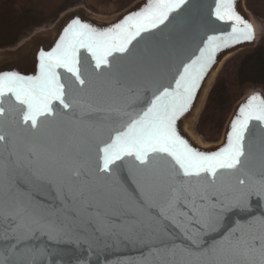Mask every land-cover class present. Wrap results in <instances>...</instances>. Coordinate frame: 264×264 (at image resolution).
I'll use <instances>...</instances> for the list:
<instances>
[{"label": "snow or ice", "instance_id": "snow-or-ice-1", "mask_svg": "<svg viewBox=\"0 0 264 264\" xmlns=\"http://www.w3.org/2000/svg\"><path fill=\"white\" fill-rule=\"evenodd\" d=\"M254 38L235 0H146L111 26L71 19L30 74L0 70V264H93L61 245L96 241L142 245V264H264V97L216 150L180 130L217 55Z\"/></svg>", "mask_w": 264, "mask_h": 264}, {"label": "water", "instance_id": "water-1", "mask_svg": "<svg viewBox=\"0 0 264 264\" xmlns=\"http://www.w3.org/2000/svg\"><path fill=\"white\" fill-rule=\"evenodd\" d=\"M145 2L146 0H141L138 3H136L134 6H132V8L126 10L124 13L119 14L111 19H104L96 16L94 17L90 15H85L83 13L78 15H73L72 17L65 20L56 30H53L51 33L36 38L23 51L16 54L7 55L6 57L1 56L0 70H17L24 74H30L35 69L38 51L40 49L48 50L51 47H53L56 41L58 40L59 35L62 33L63 28L67 25V23L71 22V19L79 17L82 21L91 23L97 27H107L119 22L124 16L128 15L129 13L138 10ZM206 2L209 5H211L213 3V0H206ZM235 8L242 17H244L253 25L255 31V38L250 42L247 41L241 42L233 47L224 49L217 55L215 64L212 66V68L206 75L204 81L202 82L201 88L197 93L191 111L187 113L186 116L180 122L181 134L184 135L185 138H187L194 147L203 151L216 150L222 147L226 143V136L230 130V124L232 120L237 115L239 108L249 100V99L246 100L241 99L235 105L219 142L218 141L214 142V144H212V142H204L195 134L193 130L194 124L195 122H198L199 118L201 117L204 107L207 103V99L214 85V82L218 74L222 70L224 64L229 59L234 57L237 53L244 51L246 49L255 48L258 45V42L260 41V39L258 40L257 29L251 17L252 14L246 8V1L235 0ZM216 28L217 31H223V32L229 30V26L227 24L218 23L216 25ZM206 91H208L207 96H206ZM258 95L264 97V92ZM188 124L190 126L191 131L194 133H191L190 130L187 128ZM123 179L127 189L131 193L135 194L136 189L133 183L131 182V180L129 179V177L127 176V174H123ZM39 196L40 198L44 199L46 203L48 202L55 203V196L53 192L50 190H45L40 192ZM253 203L255 206L256 214H259L261 211H264V206H262L260 202L254 201ZM237 218L243 219L244 217L240 216L239 214L229 215L225 221V228L231 227ZM184 227H191V226L184 225ZM168 231L171 237L168 243H176L178 245H189V241L184 239V237L182 236L180 228H177L172 224H168ZM222 234H223L222 232L212 233L211 235L206 236L205 239L208 242H212L214 240L219 239V237ZM88 239L89 241H91L93 238L89 237ZM61 247L69 248L72 252H74L77 255L86 256L88 260L93 262V264H105V262H107V264H133V262H141L142 264V260H143L142 254L147 253V248L142 245H138L135 243H131V244L120 243L119 241L115 243L111 241H107L103 244H101L99 241H96L94 245V247L96 248L95 254L91 252L85 253L84 248L87 247V244L80 247L78 250L71 248V246L68 245H61ZM97 256L99 257L98 260H97Z\"/></svg>", "mask_w": 264, "mask_h": 264}, {"label": "trees", "instance_id": "trees-1", "mask_svg": "<svg viewBox=\"0 0 264 264\" xmlns=\"http://www.w3.org/2000/svg\"><path fill=\"white\" fill-rule=\"evenodd\" d=\"M132 1L119 0L116 7L120 10ZM246 5L264 18V0H246ZM43 15V10L24 6L20 0H0V47L15 42L23 28L41 21ZM249 87L264 88V38L228 60L218 75L200 118L201 131L210 141L220 140L234 106Z\"/></svg>", "mask_w": 264, "mask_h": 264}, {"label": "rangeland", "instance_id": "rangeland-1", "mask_svg": "<svg viewBox=\"0 0 264 264\" xmlns=\"http://www.w3.org/2000/svg\"><path fill=\"white\" fill-rule=\"evenodd\" d=\"M139 1L141 0H133L125 8H122L119 10L117 9L119 0H20L22 5L24 6L37 7L43 10L44 15L41 21L30 24L26 26L25 28H23V30L21 31L20 35L17 37L15 42H13L10 45H5V46L0 47V57L1 56L6 57L7 55L16 54V53L23 51L36 38L42 35L51 33L53 30H56L65 20L72 17L73 15H78V14L83 13L85 15H90L94 17L96 16V17H100L104 19H111V18L116 17L119 14L124 13L126 10L132 8V6H134ZM246 8H247V5H246ZM247 10L252 14V17L254 19H257L260 22L261 32H259L257 28L256 29H257V34H258V40L260 39L261 41L264 38V18H261L258 15L254 14L248 8ZM257 88L262 90L261 93L264 92V88L249 87L242 93V96L240 97L239 101L243 98V96L246 94L248 90L257 89ZM249 98L250 97L246 99H249ZM200 118L198 122H195L194 127H193L195 134L199 138H201L204 142H212V144H214V142H217V141H210L209 138H207V136L201 131ZM207 133H212V132H207ZM216 135H218V133H216L215 136Z\"/></svg>", "mask_w": 264, "mask_h": 264}, {"label": "bare ground", "instance_id": "bare-ground-1", "mask_svg": "<svg viewBox=\"0 0 264 264\" xmlns=\"http://www.w3.org/2000/svg\"><path fill=\"white\" fill-rule=\"evenodd\" d=\"M251 17H252V16H251ZM252 19H253V22H254L256 28L259 30V32H261V26H260V22H259V20L254 19L253 17H252ZM214 75H215V74H214ZM214 75H213V77H214ZM213 77H212V79H213ZM212 79H211V80H212ZM261 92H262V90L259 89V88H257V89H250V90H248V91L246 92V94L243 96L242 99L244 100V99H246V98H248V97H251V96H253V95H257V94H259V93H261ZM207 93H208V91H206V96H207ZM201 109H202V107H201ZM187 128L190 130L191 133H194V132L191 131L189 124L187 125ZM193 130H194V129H193ZM200 139H201V138H200ZM201 140H202V139H201ZM200 142H201V141H200Z\"/></svg>", "mask_w": 264, "mask_h": 264}]
</instances>
